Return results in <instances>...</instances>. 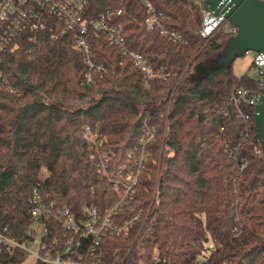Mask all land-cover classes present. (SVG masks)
I'll return each instance as SVG.
<instances>
[{
  "label": "trees",
  "instance_id": "trees-1",
  "mask_svg": "<svg viewBox=\"0 0 264 264\" xmlns=\"http://www.w3.org/2000/svg\"><path fill=\"white\" fill-rule=\"evenodd\" d=\"M147 1L182 41L149 28L141 0H87L85 15L111 12L129 50L164 69V80L147 83L106 35L91 33V59L105 71L86 83L78 32L48 12L44 27L28 33L34 41L24 36L17 49L0 52V228L25 240L38 193L77 219L95 208L129 226L102 235L106 264H264V155L255 106L236 97L261 87L234 73L237 59L214 67L233 36L202 38L203 0ZM204 66L211 71L202 73ZM147 132L155 140L121 204Z\"/></svg>",
  "mask_w": 264,
  "mask_h": 264
},
{
  "label": "built area",
  "instance_id": "built-area-1",
  "mask_svg": "<svg viewBox=\"0 0 264 264\" xmlns=\"http://www.w3.org/2000/svg\"><path fill=\"white\" fill-rule=\"evenodd\" d=\"M86 2L87 0H0V52L17 49L18 41L24 36L28 37L29 41H34L35 37L29 36L28 33L36 34L38 29L44 27L46 21L44 16L48 12L62 20L66 31L78 32L77 48L86 54L89 67L85 76L86 83H93L95 73L105 71L102 65L91 59L88 44L91 33L106 35L111 45L117 47L124 57L132 60L147 83L167 78L164 69H155L143 55L129 50L123 29L110 24L111 12L100 19L86 16ZM141 2L148 8L149 28L159 29L173 41H182L179 34L166 29L161 21V13L156 12L147 0ZM202 14L200 34L206 41L212 40L220 32L233 37L238 34V28L231 25L223 16H215L205 8ZM252 65L255 74L253 78L261 90L250 93L241 89L237 91L236 97L256 107L264 87V54L256 53ZM2 77L0 74V80ZM85 138L92 147L97 146V137L90 128L85 129ZM154 140V133L147 132L141 137V148L137 151L136 157L139 169L137 173L130 174L125 179L126 189L121 204H126L135 192L134 187L149 156L146 147ZM107 161L108 155H102L100 168L103 173H106ZM115 188H118L117 185ZM35 196L31 211L32 221L25 240L10 237L0 228V264H106L98 252L102 235L105 232L110 235L118 234L129 228L115 223L110 214L106 217L100 216L95 208L87 210L88 220L77 219L70 209L59 207L56 202L46 203L38 193ZM115 209H118V206ZM141 218L142 215L139 213L135 220L140 221ZM212 249L213 246L210 245L203 254L207 255ZM121 264L126 263L123 261Z\"/></svg>",
  "mask_w": 264,
  "mask_h": 264
},
{
  "label": "water",
  "instance_id": "water-1",
  "mask_svg": "<svg viewBox=\"0 0 264 264\" xmlns=\"http://www.w3.org/2000/svg\"><path fill=\"white\" fill-rule=\"evenodd\" d=\"M205 9L215 16H223L231 25L238 28L216 61L214 67L231 66L239 57L248 52L264 54V1L263 0H204ZM207 66L203 72H210ZM255 122L264 155V87L261 98L255 107Z\"/></svg>",
  "mask_w": 264,
  "mask_h": 264
},
{
  "label": "rangeland",
  "instance_id": "rangeland-1",
  "mask_svg": "<svg viewBox=\"0 0 264 264\" xmlns=\"http://www.w3.org/2000/svg\"><path fill=\"white\" fill-rule=\"evenodd\" d=\"M224 52V50H223ZM223 52L219 55L221 57ZM255 52H248L244 56L239 57L233 64V71L237 76L248 75L254 77L253 61L255 59Z\"/></svg>",
  "mask_w": 264,
  "mask_h": 264
},
{
  "label": "flooded vegetation",
  "instance_id": "flooded-vegetation-1",
  "mask_svg": "<svg viewBox=\"0 0 264 264\" xmlns=\"http://www.w3.org/2000/svg\"><path fill=\"white\" fill-rule=\"evenodd\" d=\"M220 60H221V58H220V59L218 58V59H217V62H219Z\"/></svg>",
  "mask_w": 264,
  "mask_h": 264
}]
</instances>
